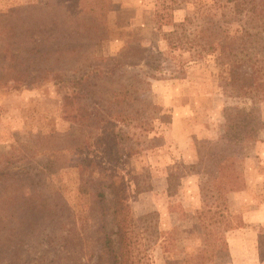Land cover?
Masks as SVG:
<instances>
[{"label": "rangeland", "instance_id": "1", "mask_svg": "<svg viewBox=\"0 0 264 264\" xmlns=\"http://www.w3.org/2000/svg\"><path fill=\"white\" fill-rule=\"evenodd\" d=\"M100 1L0 0V264L95 259L96 205L81 186L100 167L129 205L132 264H264V98L236 94L217 53L164 36L191 16L192 38L206 8L221 10L214 0ZM262 36L253 68L264 89ZM99 63L123 64L114 85L135 84L143 111L132 125L112 119L103 145L77 102V119L64 107L71 79ZM96 82L108 106L111 82ZM254 107L258 131L223 139L227 117ZM105 146L122 154L101 160ZM233 148L240 179L219 193L213 156ZM219 208L232 227L201 219Z\"/></svg>", "mask_w": 264, "mask_h": 264}, {"label": "trees", "instance_id": "2", "mask_svg": "<svg viewBox=\"0 0 264 264\" xmlns=\"http://www.w3.org/2000/svg\"><path fill=\"white\" fill-rule=\"evenodd\" d=\"M100 2V0H96V6L100 7ZM213 4L221 12H214L211 8H206L203 16L204 24L192 38L187 36V27L195 18L191 16H187L184 22L178 24L177 30L169 32L168 36L164 34V36L171 47H180L185 43H188L190 47H199L194 52L198 56L217 53L221 62L231 66L235 93L252 98L254 106H256V103L264 98V89L260 88L263 83L259 82V74L253 68L255 67L253 61L258 50L263 48L264 0H214ZM95 10L94 5L92 11L95 12ZM218 15L220 17L216 19ZM235 22L238 23V26L233 30L232 26ZM178 28L182 31L178 32ZM182 33L187 37L186 41H183ZM249 63H253V66H249ZM121 66L123 67V64H111L103 67L100 63L92 66L90 70L71 79L73 90L65 98L64 107L69 117L77 119L73 113V105L77 102V109L82 111V119L93 123L95 128L103 133L96 141L99 145L105 143L103 136L107 137L108 132L112 129L110 127L112 119L125 121V124L132 125L133 121L139 118L138 104L139 101H142L139 88L135 84L125 85L122 83L116 87L114 85ZM98 79L111 82L104 94L105 97L110 95L109 101H107L108 106L103 107L98 104L99 101L106 100L100 96L101 90L96 82ZM113 105H117V107L114 108ZM255 110V107L248 112L237 110L232 117L228 116L227 129L225 135L222 136L223 139L227 142L234 141L235 144L243 139L242 133L247 129L254 133L257 132L258 130L254 127L258 123ZM140 111L143 114L141 109ZM139 123L142 126H148L147 121ZM231 130H233L232 133ZM100 152L101 160L106 158L105 155H109L110 161L116 159L117 153L122 154L120 150L115 151L112 146H105L98 153ZM213 157L215 169L210 173L214 180L221 182L218 188V192L221 193L224 190V184L235 185L240 179V172L235 167L238 155L233 148L220 150L214 153ZM107 170L108 168L100 167L98 176L90 174L84 180L82 176V190L89 193L94 206L96 205L91 210L95 213V230L98 236L96 250H92L95 259H92L91 262L81 261V264H101L102 261L104 264H132L133 262L131 250L133 225L129 216V205L127 202H122V200H126V196H117L119 186L114 183L116 176L113 172L107 173ZM109 193L113 194L112 199H109ZM212 213V216H204L201 219L207 224L210 222L224 223L223 229L232 227V224L226 223L221 208L212 211ZM75 227L76 225L69 226L67 230H74ZM76 231L78 232V230ZM260 239L264 247V232L260 235Z\"/></svg>", "mask_w": 264, "mask_h": 264}]
</instances>
